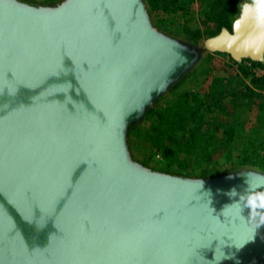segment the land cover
<instances>
[{
    "label": "water",
    "instance_id": "1",
    "mask_svg": "<svg viewBox=\"0 0 264 264\" xmlns=\"http://www.w3.org/2000/svg\"><path fill=\"white\" fill-rule=\"evenodd\" d=\"M223 29L166 35L145 0H0V264H264V226L225 210L264 165L182 176L130 150L205 55L264 62Z\"/></svg>",
    "mask_w": 264,
    "mask_h": 264
},
{
    "label": "rangeland",
    "instance_id": "2",
    "mask_svg": "<svg viewBox=\"0 0 264 264\" xmlns=\"http://www.w3.org/2000/svg\"><path fill=\"white\" fill-rule=\"evenodd\" d=\"M214 1L220 0H179L177 6L170 7L175 11L155 12L145 0L152 26L157 31L193 43L213 36L215 24L206 14L211 5L218 6ZM241 2L239 0L238 5ZM238 11L237 6L230 27ZM203 59L199 68L157 102L143 126L132 135V155L153 170L182 176L215 175L241 165L243 158L249 159L246 164L264 165L258 158L264 151V85H256L253 80L264 77V62L244 59L236 63L226 54L205 55ZM239 67H245L250 74L243 76ZM215 83L222 92L219 108L211 106L208 97ZM181 91L201 100V135L190 140L188 135L180 133L179 146H171L175 153L163 154L157 146L169 142L162 136L155 142L153 135L146 137V134L156 120L154 113L161 108L170 109L168 105Z\"/></svg>",
    "mask_w": 264,
    "mask_h": 264
},
{
    "label": "trees",
    "instance_id": "3",
    "mask_svg": "<svg viewBox=\"0 0 264 264\" xmlns=\"http://www.w3.org/2000/svg\"><path fill=\"white\" fill-rule=\"evenodd\" d=\"M238 1L239 0L214 1L213 3H217L218 6L213 4L209 7L206 18L215 24L214 31L211 35L218 33L223 27L230 30V19L237 10ZM148 2L155 12L160 10L165 12L175 11L170 7L179 4V0H148ZM239 70L243 76H248L250 74L245 67H239ZM253 80L254 82H257L256 85H264V77ZM221 94L222 92L219 90L216 83L213 84L210 93L208 94L211 106L219 108L221 105ZM201 104V100L198 96L190 95L188 92L181 91L176 95L172 104L168 105L170 106V109L162 110L163 108H161L154 113L153 116L156 120L150 125L146 137L153 135L155 137V142L159 141V136H162V138L164 137L169 143H166V145H159L157 148L163 151V154L175 153L174 148H171V146H179L180 133L188 135L190 140H195L196 135H201L199 130V125L202 120ZM188 126H190L189 130L187 129ZM243 154L244 157L247 156V153ZM259 160L260 162H263L260 158ZM247 162H249L248 158H243L241 161L242 164H246Z\"/></svg>",
    "mask_w": 264,
    "mask_h": 264
},
{
    "label": "clouds",
    "instance_id": "4",
    "mask_svg": "<svg viewBox=\"0 0 264 264\" xmlns=\"http://www.w3.org/2000/svg\"><path fill=\"white\" fill-rule=\"evenodd\" d=\"M238 14L232 21V34H240L247 31V38L243 41L245 46L257 53L264 51V0H242L238 5ZM227 29L222 30V34ZM254 173L247 172V189L239 194L233 189L229 195L239 196V199L227 206L226 209H234L236 215L253 225L254 235L256 230L264 226V183L254 182ZM257 179L264 180V177ZM248 210V217L243 213Z\"/></svg>",
    "mask_w": 264,
    "mask_h": 264
},
{
    "label": "built area",
    "instance_id": "5",
    "mask_svg": "<svg viewBox=\"0 0 264 264\" xmlns=\"http://www.w3.org/2000/svg\"><path fill=\"white\" fill-rule=\"evenodd\" d=\"M260 159L264 162V151L262 153H260Z\"/></svg>",
    "mask_w": 264,
    "mask_h": 264
},
{
    "label": "crops",
    "instance_id": "6",
    "mask_svg": "<svg viewBox=\"0 0 264 264\" xmlns=\"http://www.w3.org/2000/svg\"><path fill=\"white\" fill-rule=\"evenodd\" d=\"M241 151H242V149H241ZM241 151H240V152H241ZM244 152H246V151L244 150ZM260 152H261V150L259 151V153H260Z\"/></svg>",
    "mask_w": 264,
    "mask_h": 264
}]
</instances>
